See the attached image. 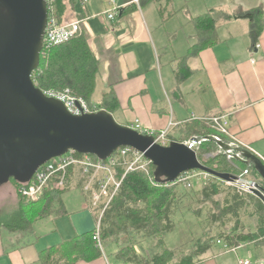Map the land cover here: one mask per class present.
<instances>
[{"label": "crops", "instance_id": "0c3cea01", "mask_svg": "<svg viewBox=\"0 0 264 264\" xmlns=\"http://www.w3.org/2000/svg\"><path fill=\"white\" fill-rule=\"evenodd\" d=\"M218 2L221 7L201 3L194 7L191 0L182 7L174 0H118L119 11L109 20L105 15L111 8L109 0H72L67 1L64 19L80 21L89 34L100 59L94 102L100 103L106 90L115 91L119 107L112 114L118 122L130 126L139 119L145 130L160 131L172 121L176 125L170 128L171 135L177 138L188 122L227 114L228 139L248 146L264 160V27L254 43L250 19L237 16L263 7L234 0ZM161 6L167 7L165 17ZM212 8L237 18L220 22L219 40L211 47L188 55L189 47L198 41L193 17ZM74 181L67 190L81 189ZM15 191L18 195L17 187ZM65 208V215L40 219L50 226L44 233L40 228L26 232L2 227L0 264H42V251L95 228V214L86 207V199ZM213 246L201 255L199 264L210 258ZM235 248L237 252L241 245ZM106 258L82 259L77 264H110Z\"/></svg>", "mask_w": 264, "mask_h": 264}, {"label": "trees", "instance_id": "16d2710c", "mask_svg": "<svg viewBox=\"0 0 264 264\" xmlns=\"http://www.w3.org/2000/svg\"><path fill=\"white\" fill-rule=\"evenodd\" d=\"M67 1L56 0V11L60 22H66L64 15L67 11ZM167 7L160 8V14L165 17ZM240 15H250V28L253 42L256 43L264 27V10L256 7ZM237 16L222 9L212 8L206 13L193 17L198 41L189 47L188 55H195L200 50L211 47L218 38V26L221 21L230 20ZM89 34L82 30L73 39L63 44L45 50L47 54L41 56V63L33 73L35 84L42 90L69 89L75 96L85 99L93 105L97 88V77L100 68V59L93 51ZM182 77L177 71V78ZM97 110L106 109L113 113L119 103L112 89L102 94L100 103L95 104ZM180 137L170 136L171 140H184L193 136H208L216 132L205 121L186 123L180 130ZM228 140V137H224ZM198 157L205 165L220 171L234 172L227 161V155L213 140H205L200 144ZM205 153H212L213 157L204 159ZM240 167H246L245 163ZM123 170L119 169L122 176ZM155 167H151L154 175ZM251 173L260 177L253 167ZM155 177V175H154ZM19 185L18 182L12 180ZM219 178H213L202 183L198 191L203 201L211 202L213 210L208 209L203 234L199 242L195 243L189 252H177L176 248H169L165 236L175 231L178 225L176 213L179 205L184 201L186 192L178 187L184 185H167L150 179L142 171H131L125 176L119 193L106 209L101 221V241L104 244H115L117 264H196L200 257L210 249L215 240L221 241L227 247H236L242 243H254L264 248V202L258 195L241 193L237 189L222 186ZM195 186V184H194ZM194 186L190 187L193 188ZM54 185L46 188L44 195L38 201L27 200L19 196V207L12 214L0 220V227L11 231H26L32 228V221L40 220L51 215H65L62 194ZM225 194L224 199L217 196ZM254 205L255 210H250ZM257 216V227L253 231H246L243 216ZM234 222V223H233ZM217 227L215 236L213 227ZM153 239L155 244L147 251L140 253L137 250L138 239ZM94 239V229L53 245L40 254L42 264H77L80 260L93 261L102 257L100 248ZM142 248V247H141ZM180 255H179V254Z\"/></svg>", "mask_w": 264, "mask_h": 264}, {"label": "water", "instance_id": "95a60500", "mask_svg": "<svg viewBox=\"0 0 264 264\" xmlns=\"http://www.w3.org/2000/svg\"><path fill=\"white\" fill-rule=\"evenodd\" d=\"M250 19V15H245ZM47 0H0V186L31 181L47 161L74 150L107 159L121 147L143 153L155 167V179L166 184L185 171L203 170L231 181L237 176L200 161L196 146L215 141L222 150L243 155L264 181V160L255 152L232 147L215 136H193L169 145L119 123L106 109L76 115L62 101L47 96L33 80L44 49ZM264 202V188L253 190Z\"/></svg>", "mask_w": 264, "mask_h": 264}, {"label": "built area", "instance_id": "2783aa9c", "mask_svg": "<svg viewBox=\"0 0 264 264\" xmlns=\"http://www.w3.org/2000/svg\"><path fill=\"white\" fill-rule=\"evenodd\" d=\"M84 1L87 2L88 0ZM117 1L118 0H109L111 8L105 13L109 20H113L119 11ZM134 2L139 3L140 0H134ZM47 6L48 21L45 29L42 55L47 54L45 50L68 42L82 32V24L80 21H59L56 11V0H47ZM43 92L49 97L62 101L65 107L73 114L80 115L83 113H90L93 110L85 99L75 96L69 89L63 91L51 89L43 90ZM94 111L98 110L94 109ZM194 118L195 117L192 119ZM199 120L205 121L216 132V134L212 135L217 139L228 143L232 147H241L251 150L248 146L236 140L224 139V137L230 136V121L227 114L203 117L199 118ZM175 125L176 124L171 121L169 127L165 130H145L141 121L135 119L130 127L153 135L159 144L167 145L171 136L170 128ZM232 151L234 150L224 152L231 158ZM152 166L153 163L149 159H146L143 153L131 147H121L117 149L106 160L92 154H82L71 150L62 156L52 158L47 161V163L40 166L31 181L19 183L17 186V193L27 200L38 201L44 195L49 185H54V187L59 190H67L71 187L75 177H78V182H81L80 185L87 199V208L96 216L94 239L98 246L102 248L100 234L102 217L112 200L119 193L125 176L131 171H142L148 174L149 178L151 180L153 179L155 182V177L151 174ZM252 168L253 166L247 165L246 168L230 182L222 179L220 180L243 194L253 193V190L258 189L262 184L251 173ZM119 169L124 171L122 176L119 175ZM211 176L213 175L202 170H189L179 175L175 181L166 184L184 185L190 188L194 186L196 182H207ZM219 243L222 242L219 241ZM223 246L227 250H236L235 247H227L225 244H223ZM239 263L253 264L252 261L248 259H241ZM262 264H264V262Z\"/></svg>", "mask_w": 264, "mask_h": 264}, {"label": "rangeland", "instance_id": "374dc122", "mask_svg": "<svg viewBox=\"0 0 264 264\" xmlns=\"http://www.w3.org/2000/svg\"><path fill=\"white\" fill-rule=\"evenodd\" d=\"M219 0H191L192 6L195 7V5L201 3L206 6L211 5V7L217 6L221 7L218 2ZM236 2L244 3L246 5L255 4V5H261L264 9V0H234ZM195 3V4H194ZM174 4L181 6L186 4V0H174ZM205 6V7H206ZM210 8V7H209ZM200 9V8H198ZM96 104V103H95ZM93 103V105L90 104L92 112L94 109H97L96 105ZM117 120V118H115ZM118 121V120H117ZM120 123V122H119ZM144 133V132H142ZM147 134V133H144ZM150 135V134H149ZM192 138V137H191ZM191 138H184V140L179 142L188 143ZM171 137L170 141L171 142ZM157 142V141H156ZM159 143V142H158ZM169 143L167 145H169ZM161 144V143H160ZM201 144V143H200ZM200 144L196 146L197 154L200 153ZM162 145V144H161ZM166 146V145H164ZM220 147V146H219ZM224 152V150H222ZM231 152V151H230ZM225 153V152H224ZM227 156V161L229 162V165L233 167L234 172H230L235 174V176H238L246 167L238 165L241 162V159H237L236 156H239L240 158L243 157L242 154H240L237 151H232L230 158L227 153H225ZM212 153H205L204 159L212 158ZM244 158V157H243ZM203 171V170H202ZM206 172V171H205ZM212 175V174H211ZM262 185L260 187L264 188V181L260 177H256ZM216 178L214 175L210 177L208 181L211 179ZM218 178V177H217ZM221 179V178H219ZM75 180L78 181V177H75ZM223 180V179H222ZM74 181V180H73ZM207 181V182H208ZM227 181V180H225ZM75 182V181H74ZM81 183V182H80ZM13 183L11 180L10 182L0 186V220L4 219L7 215L12 214L15 210L19 207V194L16 195L15 187L16 184ZM73 184V183H72ZM71 184V188H72ZM224 185H222L224 188L228 186L226 183L223 182ZM76 186V185H75ZM82 189V186H80ZM179 189L184 190L186 192V195L184 197V201L179 205V209L176 213V220L178 221L177 228L175 231L168 233L165 236L166 244L169 248H176L177 252H189L191 251L192 247L195 246V243L199 242V239L201 235L203 234L204 226L202 223L205 224V221L207 219V210L211 209L213 210L214 205L211 202H206L202 200V197H200L198 191L202 188V182H196L195 186L193 188H185L183 186L178 187ZM80 188H73L70 190H65V192L62 194V199L64 203L68 207H75L80 202L83 203V200L86 199L83 193V189L81 191ZM253 194V193H252ZM225 194H222L220 196H217L216 199L222 200L224 199ZM85 197V198H84ZM86 207H87V199H86ZM250 210H255V206L252 205L250 207ZM96 218V216H95ZM245 221V229L246 231H253L257 227V216L255 217H249L247 215L242 217ZM234 223V222H233ZM47 223L46 221H40L35 220L32 221V228L38 230L39 228L42 229V232H46ZM4 228V227H3ZM0 227V231L3 229ZM50 228V226H48ZM213 232L215 233V236L219 233L217 227H213ZM6 229V228H4ZM218 239V238H217ZM215 240L214 246L211 249L210 252V258L207 259V261L204 264H240L239 259L242 260H251L253 264H262L264 262V248L258 247L254 243H244L241 244V248L237 250L239 256H237L234 253L237 252H231L227 253L226 248L223 246V244H218L219 241ZM139 245L137 246V250L140 253H148L147 251L155 244V241L153 239H144L140 238L138 239ZM96 243V242H95ZM98 246V244L96 243ZM99 247V246H98ZM142 247V248H141ZM102 252V257L110 260V264H117L115 255L118 251L117 246L115 244L106 245L102 241V248L99 247ZM226 253H222V252ZM179 254V253H178ZM180 255V254H179Z\"/></svg>", "mask_w": 264, "mask_h": 264}]
</instances>
